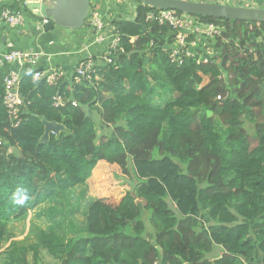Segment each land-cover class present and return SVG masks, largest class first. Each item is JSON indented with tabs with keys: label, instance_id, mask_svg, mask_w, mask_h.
I'll use <instances>...</instances> for the list:
<instances>
[{
	"label": "trees",
	"instance_id": "obj_1",
	"mask_svg": "<svg viewBox=\"0 0 264 264\" xmlns=\"http://www.w3.org/2000/svg\"><path fill=\"white\" fill-rule=\"evenodd\" d=\"M158 12L116 13L120 47L98 81L22 77L18 126L0 83V264H38L42 250L60 264H264V24L193 16L223 29L220 54L199 63L195 49L179 65L175 31L147 21ZM44 118L66 131L41 143ZM100 162L132 188L88 202L86 231L60 235L65 201L84 188L81 208ZM31 214L48 228L5 250L10 225Z\"/></svg>",
	"mask_w": 264,
	"mask_h": 264
},
{
	"label": "built area",
	"instance_id": "obj_2",
	"mask_svg": "<svg viewBox=\"0 0 264 264\" xmlns=\"http://www.w3.org/2000/svg\"><path fill=\"white\" fill-rule=\"evenodd\" d=\"M113 8V5L121 7L126 4L127 0H104ZM94 4L97 0H94ZM98 4V3H97ZM99 5V4H98ZM115 6V7H116ZM11 6L0 9V30L5 27L17 28L23 25L25 21V12L21 9L16 11L10 9ZM50 19H46L45 23H49ZM147 21H154L159 25H167L175 31L174 44L171 48L170 59L182 65L185 57H195L197 53L195 49L197 45L203 41L211 44L216 41V38L221 36L223 29L214 24H207L199 19L183 15L180 16L173 11H159L158 13H150L147 15ZM87 29L94 36L92 41L87 42L85 50L91 51L93 48L101 46L106 47V52L101 58L105 65L113 64L114 57L112 53L119 50L121 37L119 30L113 23L107 19L100 10H91L90 16L86 22ZM213 41V42H212ZM212 45V44H211ZM202 52L199 53V63H207L210 61L209 52L202 57ZM212 54V52H210ZM204 54V53H203ZM42 59L41 54L35 52L12 51L3 56V63H14L17 65H36ZM98 68L91 56H87L81 60L74 69V76L77 82L81 80L98 81ZM45 79L47 83L56 85L58 81L63 79L62 70L55 68L47 73L44 71H36L34 80L40 81ZM5 87L4 105L7 108L9 117L15 122V126L21 123L19 114L23 105V98L20 92L21 77L17 74H10L3 79ZM221 100V97H218ZM66 101L57 95L53 98V105L56 108L63 107ZM76 105V104H73ZM160 264V263H156Z\"/></svg>",
	"mask_w": 264,
	"mask_h": 264
},
{
	"label": "crops",
	"instance_id": "obj_3",
	"mask_svg": "<svg viewBox=\"0 0 264 264\" xmlns=\"http://www.w3.org/2000/svg\"><path fill=\"white\" fill-rule=\"evenodd\" d=\"M236 1L220 0L218 3L264 9V3H254L251 6L245 0H240L242 4H235ZM98 3L100 11L112 22V18L117 16L115 9L111 8L104 0H99ZM15 4L19 5V9L23 8L25 21L20 27H5L0 30V83L10 74H17L22 78L36 71L47 73L55 68L62 70V80L64 82H71L75 66L87 56H91L94 59L97 67H105L101 59L106 52L105 46L87 51L85 50L87 42H89L87 41V33L85 35L82 31L60 28L52 21L45 23L47 19L46 10L51 6V0H0V9ZM126 4L133 8L136 7V4L133 5L130 1H127ZM211 44V46H208V50L198 44L196 50L200 53L201 51L209 52V55H211L210 50H213V55L220 54V49L217 48L215 42ZM12 51L39 53L42 59L36 65L3 63V56ZM204 54L201 55L203 56ZM67 226H75L79 232H82V230L85 232L86 220L84 219L80 224L70 221L67 224L65 223V227ZM221 254L222 252L218 250L214 259L221 256Z\"/></svg>",
	"mask_w": 264,
	"mask_h": 264
},
{
	"label": "rangeland",
	"instance_id": "obj_4",
	"mask_svg": "<svg viewBox=\"0 0 264 264\" xmlns=\"http://www.w3.org/2000/svg\"><path fill=\"white\" fill-rule=\"evenodd\" d=\"M128 1V0H127ZM133 5H135L137 2L134 0H130ZM191 1H201V2H209V3H218L220 0H191ZM246 3L251 5L252 4H263L264 0H245ZM99 0H97V3ZM97 3L94 4L93 11H96L97 9L100 10V5ZM241 3L240 0H237L235 4ZM242 4V3H241ZM116 5H113V8H117V15L121 14L124 15L127 18H132L135 15L136 7L133 8L129 4H125L121 7H115ZM102 13V12H101ZM85 35L88 34L87 41H92L94 39V36L91 34V32L87 29V27H83L81 30ZM204 43H199L201 46L205 48V50H208L206 41H203ZM208 46H211V44H208ZM210 52H213V50H210ZM207 53V52H204ZM213 55V54H212ZM248 129L250 133L252 134V125L248 126ZM255 144L256 142L253 141ZM127 178H124L122 176L121 170L116 165H109L104 162H100L96 169L93 171V174L91 178L89 179L87 183V194L85 203L81 205L80 208V194L81 191L84 188H76L73 190V193L75 194L74 197L71 200H66L61 212H60V218L58 223L60 224L59 228L56 229L57 232L65 236L67 232L70 233L69 238H72L75 236L74 229L75 226H67L65 227V223L72 221L73 223L80 224L81 221H83L84 215L83 212L86 209V205L88 202L94 201L96 199H112L116 202L120 201L121 198L126 194V192L131 189L130 183ZM85 195V191H84ZM79 208V209H78ZM49 209V207H46V210ZM81 209V210H80ZM80 210V211H79ZM64 214L65 216L70 215V217H61V215ZM62 215V216H64ZM34 214L29 215L28 218L25 220L10 225V237L5 243L4 249L8 250L13 243L19 242L21 243V247L28 248L29 246H32L37 242L38 239V232L37 229L44 228L47 229L49 224H46L43 222V220H39L38 218H34ZM143 221L148 225L149 223V215L143 216ZM78 227V226H76ZM66 236V237H67ZM14 247V246H13ZM29 264H34L32 260V256H27ZM38 264H60L58 260H55L52 256L48 254V252L43 251L41 252V259L39 260Z\"/></svg>",
	"mask_w": 264,
	"mask_h": 264
},
{
	"label": "water",
	"instance_id": "obj_5",
	"mask_svg": "<svg viewBox=\"0 0 264 264\" xmlns=\"http://www.w3.org/2000/svg\"><path fill=\"white\" fill-rule=\"evenodd\" d=\"M94 0H51V6L46 10V17L56 26L81 30L90 16ZM143 6L159 11H174L190 16H199L228 21H242L264 24V9L258 7L234 6L222 3H209L191 0H134ZM44 135L41 143H47L52 134L60 136L66 131L64 125L42 120Z\"/></svg>",
	"mask_w": 264,
	"mask_h": 264
},
{
	"label": "clouds",
	"instance_id": "obj_6",
	"mask_svg": "<svg viewBox=\"0 0 264 264\" xmlns=\"http://www.w3.org/2000/svg\"><path fill=\"white\" fill-rule=\"evenodd\" d=\"M94 2V1H93ZM159 11V10H158ZM174 12V11H173ZM176 13H178V12H176ZM183 15H186V14H183ZM187 16H190V15H187ZM193 17V16H192ZM210 57H212V56H214V55H209Z\"/></svg>",
	"mask_w": 264,
	"mask_h": 264
}]
</instances>
